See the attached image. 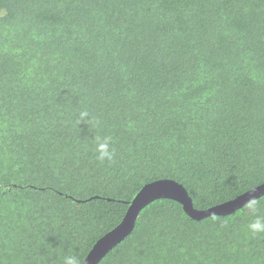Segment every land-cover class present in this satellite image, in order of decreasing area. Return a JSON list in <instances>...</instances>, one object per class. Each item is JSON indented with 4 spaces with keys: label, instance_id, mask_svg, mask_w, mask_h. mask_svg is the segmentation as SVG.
Segmentation results:
<instances>
[{
    "label": "trees",
    "instance_id": "16d2710c",
    "mask_svg": "<svg viewBox=\"0 0 264 264\" xmlns=\"http://www.w3.org/2000/svg\"><path fill=\"white\" fill-rule=\"evenodd\" d=\"M159 179L264 183V0H0V264H82ZM258 217L156 200L99 264H264Z\"/></svg>",
    "mask_w": 264,
    "mask_h": 264
},
{
    "label": "water",
    "instance_id": "95a60500",
    "mask_svg": "<svg viewBox=\"0 0 264 264\" xmlns=\"http://www.w3.org/2000/svg\"><path fill=\"white\" fill-rule=\"evenodd\" d=\"M264 197V183L248 190L238 197L210 207L208 209H196L192 198L180 183L172 179H159L144 185L132 199L122 221L112 230L103 235L94 244L82 264H99V262L119 243L127 238L134 229L139 213L150 203L168 199L179 203L185 214L196 220H202L213 216H228L246 206L252 199Z\"/></svg>",
    "mask_w": 264,
    "mask_h": 264
},
{
    "label": "clouds",
    "instance_id": "9594fccd",
    "mask_svg": "<svg viewBox=\"0 0 264 264\" xmlns=\"http://www.w3.org/2000/svg\"><path fill=\"white\" fill-rule=\"evenodd\" d=\"M88 115L87 112H81L80 120L84 121ZM95 151L97 160L102 163L105 161H112L115 155L114 149L111 147L110 138L108 137L103 139L97 138ZM246 207L254 212L256 208V198L250 199L246 203ZM248 229L253 234L264 233V219L259 217L256 218L248 225ZM64 264H79V259L76 256L70 255L65 257Z\"/></svg>",
    "mask_w": 264,
    "mask_h": 264
}]
</instances>
